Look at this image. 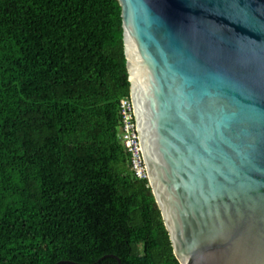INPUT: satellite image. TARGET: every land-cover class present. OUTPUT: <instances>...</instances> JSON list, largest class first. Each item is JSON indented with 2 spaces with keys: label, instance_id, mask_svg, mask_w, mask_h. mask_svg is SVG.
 <instances>
[{
  "label": "trees",
  "instance_id": "trees-1",
  "mask_svg": "<svg viewBox=\"0 0 264 264\" xmlns=\"http://www.w3.org/2000/svg\"><path fill=\"white\" fill-rule=\"evenodd\" d=\"M120 14L0 0V264H179L119 141Z\"/></svg>",
  "mask_w": 264,
  "mask_h": 264
},
{
  "label": "water",
  "instance_id": "water-1",
  "mask_svg": "<svg viewBox=\"0 0 264 264\" xmlns=\"http://www.w3.org/2000/svg\"><path fill=\"white\" fill-rule=\"evenodd\" d=\"M117 2L138 142L175 259L264 264V0Z\"/></svg>",
  "mask_w": 264,
  "mask_h": 264
},
{
  "label": "built area",
  "instance_id": "built-area-1",
  "mask_svg": "<svg viewBox=\"0 0 264 264\" xmlns=\"http://www.w3.org/2000/svg\"><path fill=\"white\" fill-rule=\"evenodd\" d=\"M118 116L120 120L119 141L129 156L130 170L137 179H147L146 167L138 142L132 100L130 96L129 98L120 99L118 105Z\"/></svg>",
  "mask_w": 264,
  "mask_h": 264
}]
</instances>
